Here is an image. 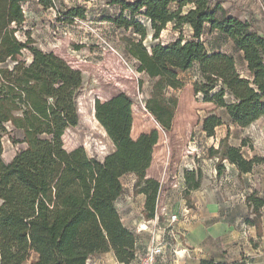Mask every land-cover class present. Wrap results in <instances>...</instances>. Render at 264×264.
<instances>
[{"label": "trees", "instance_id": "trees-1", "mask_svg": "<svg viewBox=\"0 0 264 264\" xmlns=\"http://www.w3.org/2000/svg\"><path fill=\"white\" fill-rule=\"evenodd\" d=\"M23 1L0 0V210L27 223L29 249L37 256L30 264H86L109 252L119 264H130L138 236L121 222L115 204L124 192L121 178L132 175L136 194L144 196L146 220L154 218L161 187L146 178V171L158 134L130 137L132 102L120 93L94 104L95 120L113 151L102 162L89 158L81 147L66 151L62 137L79 121L76 101L81 76L53 53L34 49L29 37L22 42L15 36L24 22ZM109 4L119 9L109 21L138 37L125 39L127 52L138 62V71L153 82L145 110L163 130L170 129L177 108V99L167 97L165 91L181 89L178 74L193 68L198 73L194 94L225 110L231 123L245 129L264 118V37L249 23L229 16L219 3L209 0H111ZM75 10L63 13L67 22L84 18L83 10ZM169 26L177 36L163 42L161 33ZM184 27L191 31L189 37ZM205 33H218L233 44L242 55L245 75L238 72L232 56L207 51L201 41ZM23 50L30 52V64L6 65ZM221 125L222 120L212 114L202 120L201 130L212 137ZM8 127L21 132L26 147L5 163L1 139ZM207 152L217 159L219 171L223 161L239 175L251 173L259 163L245 159L226 138ZM195 173L186 171L185 196L200 188V171ZM245 199L253 215L246 224L260 238L264 200L255 192ZM199 264L226 263L202 260Z\"/></svg>", "mask_w": 264, "mask_h": 264}, {"label": "rangeland", "instance_id": "rangeland-1", "mask_svg": "<svg viewBox=\"0 0 264 264\" xmlns=\"http://www.w3.org/2000/svg\"><path fill=\"white\" fill-rule=\"evenodd\" d=\"M110 1L24 0L20 7L24 22L18 28L10 26L17 28L15 36L20 41L24 42L29 37L34 49L53 53L80 73L82 82L76 101L79 121L62 137L65 150L69 152L81 147L89 158L102 162L114 147L95 120L94 104L96 101L106 102L123 93L132 102L130 137L135 140L140 134L152 131L158 134L152 161L146 171V178L155 180L161 187L158 206L172 210L181 200L185 207H191L192 203L199 205L203 199L208 204L215 202L226 213L230 225H238L245 237H248L250 230L253 243L261 244L264 241V207L261 209L262 237L259 238L254 227L246 224V220L252 219L253 215L245 198L255 192L257 198L264 200V118L245 129L231 123L225 110L203 102L200 95L194 94L193 83L198 73L197 68H193L187 73L178 74V79L183 83L181 89L165 91L167 97L177 99V108L170 129L163 130L145 110L153 82L138 71V62L127 52L125 39L136 40L138 37L109 21L119 14V9L110 5ZM209 1L213 5L219 3L229 16L249 23L254 31L264 37V0ZM48 2L51 6L46 7ZM69 9L83 10L84 18L67 22L68 18L63 13ZM183 33L186 37L191 35L188 27H184ZM176 36L177 33L171 31L169 26L160 37L167 42ZM201 41L208 52L232 56L238 72L245 75L242 55L225 36L205 33ZM147 42H150L149 32ZM31 60L30 52L23 50L20 56L9 60L6 65L12 66L15 61L28 65ZM212 114L222 120V125L214 130L212 137H207L201 130L202 120ZM224 138L230 146L239 148L245 159H259L251 173L239 175L235 167L226 161L222 162L221 171L217 169V159L210 158L207 151L217 149ZM1 145V158L5 163H9L26 147L21 132L11 127L7 128ZM196 170L200 171V188L185 196V191L180 189L186 186V171L195 173ZM133 177L127 175L121 178L125 188L115 206L121 218H124V225L135 234V228L142 225L146 218L144 196L136 194ZM178 185L180 191L174 188ZM163 224L164 220L161 219L159 225ZM156 232L157 229L153 228L151 233L142 234L143 248L151 243L155 235L158 236ZM36 258V254L29 249L27 223L0 210V264H30Z\"/></svg>", "mask_w": 264, "mask_h": 264}, {"label": "crops", "instance_id": "crops-1", "mask_svg": "<svg viewBox=\"0 0 264 264\" xmlns=\"http://www.w3.org/2000/svg\"><path fill=\"white\" fill-rule=\"evenodd\" d=\"M184 208L190 211L188 220H181L174 225V230L183 235L181 244L187 248V256L183 259L171 257L167 264H199L202 260L226 264L245 260L246 264H264V241L261 244L253 243L250 230L248 237H245L238 225H230L225 217L226 213L221 211L218 204L212 201L208 204L203 199L199 205L192 203L191 207H185L181 200L170 211L180 214ZM142 237L143 235L138 236L137 251L143 249ZM178 249H182L181 246ZM89 264L119 263L109 252L90 258Z\"/></svg>", "mask_w": 264, "mask_h": 264}, {"label": "built area", "instance_id": "built-area-1", "mask_svg": "<svg viewBox=\"0 0 264 264\" xmlns=\"http://www.w3.org/2000/svg\"><path fill=\"white\" fill-rule=\"evenodd\" d=\"M133 183L130 184V188L133 187ZM176 186L174 188L177 191L184 190L183 186L181 189L180 185H178V187ZM122 187L124 191L125 187L123 184ZM160 196L161 190L158 196L154 218L151 220H143V224H139L135 228V235L137 236H141L147 232L151 233L153 228L157 229L156 233L158 236L155 235L151 243L145 248L138 251L136 250L134 259L130 264H167L171 257H175V259H183L187 256L188 250L181 244V238H183V235L174 230V225L181 220L187 221L190 211L188 208H184L180 214L171 213L166 206H158ZM161 219L164 220L163 226L159 225ZM121 222L123 223V219H121ZM178 246H181L182 249H178ZM86 264H89V260H87Z\"/></svg>", "mask_w": 264, "mask_h": 264}]
</instances>
